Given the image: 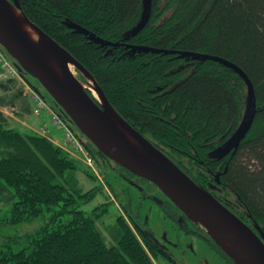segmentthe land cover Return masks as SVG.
Returning a JSON list of instances; mask_svg holds the SVG:
<instances>
[{
    "label": "trees",
    "instance_id": "obj_1",
    "mask_svg": "<svg viewBox=\"0 0 264 264\" xmlns=\"http://www.w3.org/2000/svg\"><path fill=\"white\" fill-rule=\"evenodd\" d=\"M20 3L31 20L88 69L130 124L199 182L209 177L203 165L217 158L210 150L222 145L239 126L248 87L225 64L181 56L179 51L213 54L241 66L254 83L257 111L239 148L224 156L229 162L222 179L225 194L264 232V0H152L151 17L136 34L128 33L140 21L143 0ZM65 21L84 27L88 35ZM90 33L113 44L102 45L89 38ZM135 46L177 52L133 51ZM23 75L40 90L27 73ZM89 94L98 101L92 91ZM17 100L22 101L25 115L34 113V101L24 83L16 77L0 79V107L14 106ZM57 107L56 112L93 156L94 167L66 141L65 130L59 144L45 121L39 128L45 132L21 131L0 108V212H5L7 223L17 224L53 210L40 227L3 239L0 264H156L155 259L176 263L154 232L141 226L124 205H120L122 214L108 222L112 198L106 189L114 194V187L96 153L118 175L135 174L105 156ZM45 115L49 114L41 116ZM79 160L86 166L81 168ZM79 172L99 184L85 189ZM99 193L111 200L98 203L91 212L82 208Z\"/></svg>",
    "mask_w": 264,
    "mask_h": 264
},
{
    "label": "water",
    "instance_id": "obj_2",
    "mask_svg": "<svg viewBox=\"0 0 264 264\" xmlns=\"http://www.w3.org/2000/svg\"><path fill=\"white\" fill-rule=\"evenodd\" d=\"M151 12L152 0H143L140 21L128 34L142 30ZM65 23L75 31L89 33L74 22ZM89 38L102 45L113 44L93 33L89 34ZM0 45L15 60L22 73L32 75L39 81L64 114L105 156L156 184L191 220L205 227L210 237L235 264H264V232L261 227L258 225L261 230L259 235L131 125L109 101L88 69L22 11L20 0H0ZM137 50L177 52L173 49L135 46L133 51ZM179 54L219 61L236 71L246 82L248 101L243 118L234 133L216 150L220 158L235 153L256 116V92L251 77L237 63L221 56L189 51H179ZM79 73L86 80L81 79ZM89 90L96 92L98 97L93 94L98 101L89 94Z\"/></svg>",
    "mask_w": 264,
    "mask_h": 264
},
{
    "label": "rangeland",
    "instance_id": "obj_3",
    "mask_svg": "<svg viewBox=\"0 0 264 264\" xmlns=\"http://www.w3.org/2000/svg\"><path fill=\"white\" fill-rule=\"evenodd\" d=\"M74 71L77 72L75 67ZM27 76L33 83L40 86V89L47 97V101L58 108L53 97L45 90L39 81L32 75L28 74ZM93 93L98 97L94 90ZM0 108L9 116L11 124L16 125L19 130L31 131V128L43 132L39 129L44 124L42 120L43 116L35 113L25 115L23 110H21V100H17L14 106L4 105ZM44 118L46 119L45 123L48 124L53 137L60 141H64V129L55 125L51 121V116L45 115ZM76 130L78 134H80L78 129ZM96 158L103 171L106 172L112 180L114 194L107 189L106 191L113 201L99 193L88 203L82 204L83 209L91 212L98 203L111 200L108 204L110 217H107L106 219L108 222H113L117 215L122 214L120 205H124L128 213L134 214L141 222L143 221L147 223V226L154 232L157 240L168 247L171 255H173L176 260V263H174L164 259H155L156 264H233L219 248L213 247L209 242L199 238L196 234L187 232L184 227H178L177 222L168 217L167 213L161 208L157 200L146 197L145 194L148 192L142 191L139 186H136L133 181H131V179H126L123 175H118V170H116V168L110 163L107 164L106 162L108 161L101 154L96 153ZM79 163L81 168L86 166L81 160H79ZM79 175L81 178V184L85 189H89L99 184L95 179L85 178L82 172H79ZM52 213L53 210L45 212L41 216L30 221L9 224L4 219L5 212H0V243L10 235H22L40 227V225H43L50 220Z\"/></svg>",
    "mask_w": 264,
    "mask_h": 264
},
{
    "label": "flooded vegetation",
    "instance_id": "obj_4",
    "mask_svg": "<svg viewBox=\"0 0 264 264\" xmlns=\"http://www.w3.org/2000/svg\"><path fill=\"white\" fill-rule=\"evenodd\" d=\"M220 145H218L215 148H212L210 150V155L214 151L215 158L217 157L219 160L213 159L207 166L203 165V169L208 171L209 177L205 176L204 179L199 182L198 179H195L192 177L191 174H189L187 171H185L181 166V168L189 174L198 184L208 189L215 197H217L223 204H225L228 208H230L233 212H235L240 218H242L249 226H251L259 235H261V230L258 228V225L256 223L251 222V218L247 217L243 211H241V208H239V205L237 202L232 199L230 196H227L225 194V191L227 189L226 182L222 179L223 172L228 167V161L226 162L225 157L223 158L218 157L216 154V150ZM231 154H227L229 156ZM126 179H131L133 183L136 186H139L142 191L148 192L145 194L146 197H150L152 199H155L158 201V204L161 206V208L167 213L168 217H170L172 220L177 222L178 227H184L187 232H192L196 234L199 238L209 242L210 245L213 247H216L214 244L213 239L210 237L209 233L205 229V227L199 223L194 222L191 220L175 203L170 200L167 195L163 191H161L156 184L149 181L146 178L140 177L138 175H126L124 176ZM136 178V179H134ZM241 211V212H240ZM143 227H148L146 222H141L140 224ZM149 228V227H148ZM164 245V244H163ZM165 246V245H164ZM167 251L170 253V250L168 247L165 246ZM217 248V247H216ZM171 254V253H170ZM173 256V255H172Z\"/></svg>",
    "mask_w": 264,
    "mask_h": 264
},
{
    "label": "built area",
    "instance_id": "obj_5",
    "mask_svg": "<svg viewBox=\"0 0 264 264\" xmlns=\"http://www.w3.org/2000/svg\"><path fill=\"white\" fill-rule=\"evenodd\" d=\"M8 77H16L20 79L22 83H24L25 89L29 92V94H31V97L34 101V113L40 116L44 113L51 115L55 121V124L65 130L66 141L74 146L76 152H81L83 154L82 157L84 161L94 167V158L85 148L84 143L76 136L74 131L69 128L62 116L56 112L55 106L50 104L43 94H41L37 89L27 82V80L20 73L19 69L11 61L0 45V79ZM43 131L45 132L46 129ZM73 153L75 152L73 151ZM96 171L98 172V170Z\"/></svg>",
    "mask_w": 264,
    "mask_h": 264
},
{
    "label": "crops",
    "instance_id": "obj_6",
    "mask_svg": "<svg viewBox=\"0 0 264 264\" xmlns=\"http://www.w3.org/2000/svg\"><path fill=\"white\" fill-rule=\"evenodd\" d=\"M43 121H46L45 118H42ZM56 141H58L59 144H63V141H60L59 139L56 138Z\"/></svg>",
    "mask_w": 264,
    "mask_h": 264
},
{
    "label": "bare ground",
    "instance_id": "obj_7",
    "mask_svg": "<svg viewBox=\"0 0 264 264\" xmlns=\"http://www.w3.org/2000/svg\"><path fill=\"white\" fill-rule=\"evenodd\" d=\"M95 94V93H94Z\"/></svg>",
    "mask_w": 264,
    "mask_h": 264
}]
</instances>
